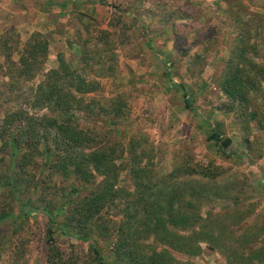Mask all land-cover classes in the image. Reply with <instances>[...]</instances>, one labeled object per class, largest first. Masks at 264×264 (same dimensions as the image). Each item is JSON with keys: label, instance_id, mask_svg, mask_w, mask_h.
Here are the masks:
<instances>
[{"label": "rangeland", "instance_id": "rangeland-1", "mask_svg": "<svg viewBox=\"0 0 264 264\" xmlns=\"http://www.w3.org/2000/svg\"><path fill=\"white\" fill-rule=\"evenodd\" d=\"M244 1L252 10L264 4V0ZM151 2H155L150 5L157 9L155 12L158 8L174 12L175 24L170 26L167 21L151 20V17L143 23L135 21L138 24H132L126 16L117 19L109 6L115 3L108 2L98 20L72 17V31L59 39L55 34L45 33L49 40L45 68L57 66L56 54L61 51L76 66L80 54L74 43L89 39L87 47L98 48L100 59L109 60L106 66L112 69L105 73L102 65L94 63L93 60L99 58L97 55L90 60L85 73L95 77L99 86L86 95L87 99L95 98L91 108L93 116L75 113L81 123L106 143L118 141L127 148L130 137L135 138L140 145L147 146L160 173L168 172L188 155L201 163L211 161L219 173L211 185L220 195L202 204L201 214L204 217L210 211L228 212V217L222 221L227 231L218 237L221 248L227 250L233 246V250L239 251L238 244H242V237L237 240L239 232L246 240H256L252 247L264 245V97L261 93L251 95L250 109L259 113L257 119L251 120L220 89L221 72L229 55L228 43L234 35L225 13L219 12L218 5L223 2ZM163 16L166 18L167 14ZM16 33L15 28L10 38ZM16 48H22L20 40ZM260 53L264 55L263 47ZM17 55V51L12 52L13 59ZM37 81L38 76L33 83ZM11 82L15 83L16 79L12 81L5 76L4 60L0 55V119L30 92L31 82L22 81L13 87ZM184 91L194 110L186 107ZM116 95L125 102L124 115L111 123L102 111L106 107L110 109L106 99ZM29 110L44 112V109ZM213 121L223 136L232 140L225 149L226 155L219 154L214 142L208 139ZM22 152L23 149L16 151L11 145L0 150V210L6 212L0 218V264H47L48 228L52 242L76 264H111L113 255L109 239L93 237L97 255L88 242L61 232L60 224L67 206L63 203L67 197L76 196L71 189L73 181L58 177L41 155L24 170H19ZM7 176L17 178L22 183L19 188H26L25 191L15 195L4 183ZM74 184L78 188V183L74 181ZM118 184L130 187L125 170L120 173ZM85 191L81 186L77 194ZM30 194L32 207L37 211L27 216L22 205ZM48 210H51L52 219L47 215ZM233 215L237 216L236 221L239 219L238 225L234 224ZM220 228V222L214 226L215 231ZM232 228L236 233H229ZM247 243L244 241L249 249ZM175 256L194 264H227L222 251L206 242H201L198 255L175 253Z\"/></svg>", "mask_w": 264, "mask_h": 264}, {"label": "trees", "instance_id": "trees-1", "mask_svg": "<svg viewBox=\"0 0 264 264\" xmlns=\"http://www.w3.org/2000/svg\"><path fill=\"white\" fill-rule=\"evenodd\" d=\"M220 1L223 4H217L219 12L225 13L234 33L228 43L229 55L221 72L220 89L242 114L251 120L257 119L259 113L250 109V103L251 95L261 93L264 97V55L260 53L261 47L264 49V15L252 10L244 0ZM99 2L108 4L105 0ZM109 6L117 19L125 18L126 8L122 4L111 3ZM154 10L157 9L150 6L149 11L156 21H167L170 26L175 24L174 12H163L164 8H158L157 12ZM74 17L84 18L79 14ZM13 32L14 29L8 28L0 35L5 76L12 81L16 79L15 83L11 82L12 87L22 81L31 84L24 100L4 112L0 119V150L9 145L16 151L23 149L19 170H24L41 155L58 177L73 181L71 189L76 196L67 197L63 203L67 206L60 224L62 233L88 242L97 255L99 252L93 237L109 239L113 255L111 264H194L180 261L175 253L198 255L201 242L220 249L227 264H264V245L252 247L256 240L244 239L243 233H237V240L242 237L239 251L233 250V246L227 250L221 248L218 237L227 231L222 221L228 217V212L210 211L202 216V204L220 195L211 185L219 174L211 161L201 163L188 155L177 161L168 172L160 173L147 146L140 145L135 138L130 137L127 148L118 141L106 143L81 123L75 113L93 116L91 108L95 98L87 99L86 95L99 86L95 77L85 73L90 60L97 55L99 58L93 60L94 63L102 65L105 73L112 69L110 65L106 66L109 60L100 59L98 48L87 47L89 39L76 41V45L73 42L80 54L76 66L61 51L56 54L57 66L46 69L49 54L47 35L40 31L31 32L18 50L16 44L20 35L16 33L11 39ZM14 51L18 52L17 59L12 58ZM37 76L38 81L33 83ZM183 97L186 107L194 110L186 91ZM106 101L110 109L106 107L101 111L113 123L124 115L125 102L120 95ZM29 109H44V112L33 113ZM228 109H232L231 106ZM212 123L208 139L214 142L219 154L226 155L225 149L232 140L223 136L215 121ZM124 170L129 176L130 187L118 184L119 175ZM74 181L78 188L82 186L86 191L78 195ZM4 183L15 195L26 189L19 188L21 182L10 176ZM22 207L27 216L37 211L32 207L31 194ZM5 213V210H0V218ZM47 215L52 219L51 210ZM236 215H233V221H236ZM219 222L221 228L215 231L214 226ZM239 222L238 219L234 224ZM233 232L236 230H229V233ZM50 233L48 228L47 264H76L52 242ZM244 241L245 244L248 242L249 249Z\"/></svg>", "mask_w": 264, "mask_h": 264}, {"label": "crops", "instance_id": "crops-1", "mask_svg": "<svg viewBox=\"0 0 264 264\" xmlns=\"http://www.w3.org/2000/svg\"><path fill=\"white\" fill-rule=\"evenodd\" d=\"M105 1L122 4L126 8L123 14L132 24L135 21L143 23L149 17L151 20L154 18L149 11L151 0ZM190 1L200 3V0ZM103 8L104 4L99 0H0V35L8 28H16L21 47L33 31L49 32L59 39L62 34L72 31V17L79 14L84 18L98 20L102 17ZM256 11L264 15V4L258 5Z\"/></svg>", "mask_w": 264, "mask_h": 264}]
</instances>
